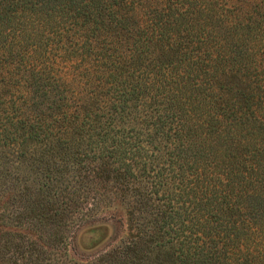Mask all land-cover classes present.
<instances>
[{
  "label": "trees",
  "instance_id": "trees-1",
  "mask_svg": "<svg viewBox=\"0 0 264 264\" xmlns=\"http://www.w3.org/2000/svg\"><path fill=\"white\" fill-rule=\"evenodd\" d=\"M10 156L50 224L124 204L127 238L93 264H264V0H0Z\"/></svg>",
  "mask_w": 264,
  "mask_h": 264
},
{
  "label": "rangeland",
  "instance_id": "rangeland-1",
  "mask_svg": "<svg viewBox=\"0 0 264 264\" xmlns=\"http://www.w3.org/2000/svg\"><path fill=\"white\" fill-rule=\"evenodd\" d=\"M0 164L14 175L13 180L0 178V250L12 260H6L10 264H93L127 238L126 211L120 200L114 198L111 203L102 204L96 217L66 229L58 219V225L48 222L60 207L46 196L48 190L42 186L35 166L23 164L13 156L0 159ZM56 185L60 186V179ZM31 206H35L38 215ZM56 228L60 229L58 234L65 233L68 245L48 240ZM4 263L0 258V264Z\"/></svg>",
  "mask_w": 264,
  "mask_h": 264
}]
</instances>
